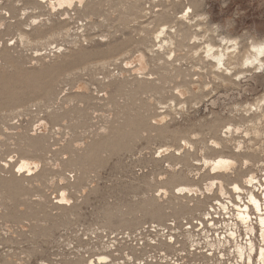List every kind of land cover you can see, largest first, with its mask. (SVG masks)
Returning a JSON list of instances; mask_svg holds the SVG:
<instances>
[{
	"label": "rangeland",
	"instance_id": "374dc122",
	"mask_svg": "<svg viewBox=\"0 0 264 264\" xmlns=\"http://www.w3.org/2000/svg\"><path fill=\"white\" fill-rule=\"evenodd\" d=\"M258 37L264 0H0V264H106L92 231L201 212L264 165Z\"/></svg>",
	"mask_w": 264,
	"mask_h": 264
},
{
	"label": "built area",
	"instance_id": "2783aa9c",
	"mask_svg": "<svg viewBox=\"0 0 264 264\" xmlns=\"http://www.w3.org/2000/svg\"><path fill=\"white\" fill-rule=\"evenodd\" d=\"M263 167L256 163L242 183L223 189L201 212L90 237L102 242L106 264H264Z\"/></svg>",
	"mask_w": 264,
	"mask_h": 264
},
{
	"label": "clouds",
	"instance_id": "9594fccd",
	"mask_svg": "<svg viewBox=\"0 0 264 264\" xmlns=\"http://www.w3.org/2000/svg\"><path fill=\"white\" fill-rule=\"evenodd\" d=\"M222 42L231 45L232 48L230 49V51L232 52H239V50L243 47L240 36L223 37ZM247 43V58L242 61L241 66L245 69L253 68L257 73H264V37H258L255 41L249 38ZM213 51V47L208 46L205 55L210 56ZM210 58L215 61V70L217 72L223 71L231 73V71H233V69L227 68L225 66V56H210ZM237 78L239 79L240 77Z\"/></svg>",
	"mask_w": 264,
	"mask_h": 264
},
{
	"label": "bare ground",
	"instance_id": "6f19581e",
	"mask_svg": "<svg viewBox=\"0 0 264 264\" xmlns=\"http://www.w3.org/2000/svg\"><path fill=\"white\" fill-rule=\"evenodd\" d=\"M49 2H50V4L51 5H54L55 4V2L58 4V5H61V4H64V3H70V2H72V0H55V1H53V0H49ZM215 50V49H214ZM214 52V51H213ZM218 55H222V54H217V55H215V56H218ZM138 56H139V54H138ZM212 56V55H211ZM139 57H141V56H139ZM140 60H142L141 58H139ZM142 64V63H141ZM182 90V89H181ZM162 150H164V149H162ZM32 163H34V164H36V162H32V161H29V160H25V159H23L22 161H21V164H20V167H27V166H29L30 164H32ZM245 163H247V161H245ZM211 164H212V167H213V169H226V168H228L229 166H232V165H234L235 164V162H234V160L233 159H231V158H229V157H224V156H219L217 159H215V160H212L211 161ZM219 189L221 190V191H223V183H222V181H219ZM214 184V182H211V185H213ZM233 185L234 186H238V183H233ZM179 189V188H178ZM180 190H186V191H198V188L197 187H186V186H182L181 188H180ZM210 190V189H209ZM62 199H64L65 200V197H64V194L62 195ZM67 200V199H66ZM63 201V200H62ZM261 235H262V237H264V222H261Z\"/></svg>",
	"mask_w": 264,
	"mask_h": 264
}]
</instances>
